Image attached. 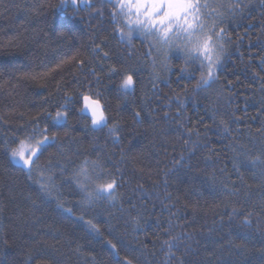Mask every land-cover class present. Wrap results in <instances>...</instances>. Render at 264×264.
I'll use <instances>...</instances> for the list:
<instances>
[{"label": "trees", "instance_id": "1", "mask_svg": "<svg viewBox=\"0 0 264 264\" xmlns=\"http://www.w3.org/2000/svg\"><path fill=\"white\" fill-rule=\"evenodd\" d=\"M211 2L224 6L217 27L230 41L218 79L193 92L199 65L181 76L180 53L165 68L151 39L133 32L129 43L106 0L103 15L101 0H0V264H264V163H252L264 161V0ZM126 70L134 91L118 88ZM89 88L119 121L118 140L71 106L61 126L42 115ZM38 115L58 133L37 162L43 178L6 150ZM85 161L93 177H117L116 200L85 198L73 175Z\"/></svg>", "mask_w": 264, "mask_h": 264}, {"label": "snow or ice", "instance_id": "2", "mask_svg": "<svg viewBox=\"0 0 264 264\" xmlns=\"http://www.w3.org/2000/svg\"><path fill=\"white\" fill-rule=\"evenodd\" d=\"M64 2H67V0H62V3ZM70 2L73 6L78 2L91 6L92 0H70ZM106 2L110 8L111 18L116 24L114 31L118 32L122 38H126L129 43H131L133 32L151 39L154 42L152 46H156V50L163 55L165 68L171 67L168 60L173 51L180 53L183 58L184 66L179 69L181 76L188 71V66L192 64L199 65L200 76L192 85L193 92L210 88L218 79L216 73L226 51V43L230 41V37L226 35V29L217 27V24L222 22V17L225 15L224 11L221 10L224 7L223 5H214L211 0H106ZM104 4L105 0H101V8L96 9L100 15H103ZM234 7L239 8L240 5L236 4ZM228 10L232 11L233 6L229 5ZM121 18L124 21L123 25L120 23ZM209 18H211V23H209ZM96 47L99 48L100 46L97 45ZM107 55L108 53L105 52L104 56ZM80 63H83V61H80ZM108 71L110 76L120 73V70L115 66L110 67ZM135 83L134 73L126 70L121 74L118 88L124 92L134 91ZM176 99L182 107L184 99L179 94H176ZM69 106L75 108L78 113H86L90 118V125L93 129L107 128L114 139H119V121L113 119L109 123L110 117L107 106L101 102L100 93H94L91 88L86 91L76 90L75 93L66 92L63 103L58 106L54 114L45 111L42 115L51 120L54 126H61L68 123ZM177 112L179 114V108ZM140 116L141 113L137 111L134 114V119ZM40 119L41 116L39 115L33 117L31 120L32 132L23 138H17L14 146L7 147L6 150L9 158L20 163L29 174L37 169L39 175L43 178L45 175L44 166L39 165L37 162L47 147L50 146V143L57 141L58 133L50 131L48 125L41 128ZM221 123L224 122L221 121ZM192 131L193 129H188L189 134ZM257 162L264 163L259 156L252 158L253 164ZM48 163H51L50 159ZM87 163L88 161H85L79 167V170L73 174L77 178V186L84 193L85 198L87 200L105 198L111 201L116 200L119 186L117 177L105 174L106 178L101 180L100 173L93 177L85 166ZM91 163L93 169L100 167L101 172H103L102 166L97 161ZM177 163L179 162L177 161ZM48 180H51V177H48ZM262 180H264V172H262ZM40 186L43 190L51 191L49 184L43 182V180ZM60 206H63V204L61 203ZM68 211L71 212L72 209L69 208ZM260 212L264 213V204L260 205ZM239 214L240 210L233 208L228 215L231 219ZM252 215L251 211L244 214L242 223L251 225ZM80 218L83 219V217ZM87 223L94 231L99 232V229L91 220ZM177 240L178 237L172 236L164 240L163 244L170 251L173 242ZM109 244H111V241H109ZM111 246L115 250L116 245L112 244ZM125 264H132V262L125 259Z\"/></svg>", "mask_w": 264, "mask_h": 264}, {"label": "rangeland", "instance_id": "3", "mask_svg": "<svg viewBox=\"0 0 264 264\" xmlns=\"http://www.w3.org/2000/svg\"><path fill=\"white\" fill-rule=\"evenodd\" d=\"M14 163H16V164H19V165H21L20 163H18V162H16V161H13ZM22 166V165H21Z\"/></svg>", "mask_w": 264, "mask_h": 264}, {"label": "water", "instance_id": "4", "mask_svg": "<svg viewBox=\"0 0 264 264\" xmlns=\"http://www.w3.org/2000/svg\"><path fill=\"white\" fill-rule=\"evenodd\" d=\"M83 115L87 116V114H86V113H83ZM87 117H88V116H87Z\"/></svg>", "mask_w": 264, "mask_h": 264}]
</instances>
